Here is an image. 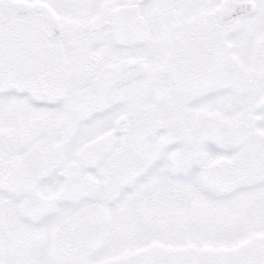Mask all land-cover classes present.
<instances>
[{
  "label": "snow or ice",
  "instance_id": "1",
  "mask_svg": "<svg viewBox=\"0 0 264 264\" xmlns=\"http://www.w3.org/2000/svg\"><path fill=\"white\" fill-rule=\"evenodd\" d=\"M0 264H264V0H0Z\"/></svg>",
  "mask_w": 264,
  "mask_h": 264
}]
</instances>
